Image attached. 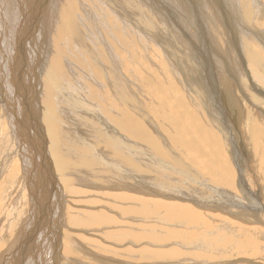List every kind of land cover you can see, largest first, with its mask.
Listing matches in <instances>:
<instances>
[{
	"label": "bare ground",
	"instance_id": "1",
	"mask_svg": "<svg viewBox=\"0 0 264 264\" xmlns=\"http://www.w3.org/2000/svg\"><path fill=\"white\" fill-rule=\"evenodd\" d=\"M163 1H175L173 8L177 10H175L177 13L175 12L176 14H173L172 9H170V15L175 16L172 17L174 19L175 25L176 23H179V25L181 26V23L185 22L186 20H189L190 18L192 19V15L190 12V8L192 6H190L187 1ZM196 1L198 2L199 6H196L195 10H198L200 14L202 13L204 15V17H202V20L200 17V20H204L205 22H207L210 27H207L208 25L206 26L205 23L204 26L207 28V30H209V32L206 31V29H204L206 32L202 29H199V31H201V34H203V31L205 32L204 34L207 35L210 40H214V38L216 39L215 34L217 35V33H219L221 36L225 34V32L228 33L227 39L226 41H224L225 48H223L222 45L220 46L221 40H217V42H219V48H217L216 46V48L212 50V52L215 53V55L213 54L215 61H213V57H208L211 59V61H209L210 59L206 60L207 62H209V64L211 62L213 63V65L215 64V71L217 70L216 75L218 76V81L219 77L225 74V72L227 71H234V75L236 76V78H247V76L245 75L244 67L248 64H253V82L257 87H263L262 89L264 90V74L261 73V70L263 71L261 67H264V55L261 58L260 53L258 55L256 51L252 50L253 45L250 44L254 41V43L256 42V44H258L264 51V45L261 44L264 43L262 33L257 30L256 33L251 32L250 25L255 20L254 24H257V29L264 27V23H262V21L264 20V8L260 9V0H258V2H255L257 4V11L255 10V7H245L244 3H246V1L244 0H228L231 4L228 10L232 9L234 16H236L235 18H239L240 20H242V23H239L240 20L234 19L237 24H240V29H238L239 27H237V30L232 33V36L230 35L228 30L225 31L220 27V22L223 23V20H220V12L223 13L224 11H221L219 9L218 12H216L213 6L211 7V9L213 8L215 12L213 13L212 17H210L211 14L209 15L206 13V8L207 10L208 8H210L209 4L211 2L209 0ZM104 3L107 6L104 5L105 7L103 8L98 0H53L52 4H50V6L54 5L53 8L45 6L46 17H41L40 20H38V17H32L33 22L35 19L38 18V24L40 25V28L37 29L38 31L35 32V35L33 33L34 29H31L30 31L28 30L30 28L29 26L27 31L24 30L25 32H23L24 39L26 40V42L16 47L18 52H20V57L18 55V58H16L18 60V67L14 68V70L18 72V79L16 82L17 94H15V97L13 96L14 100H12L9 105L5 106L4 111L7 113V118H10V122L12 123V125L14 124V127H16L15 130H12L19 137H17L18 139L16 138V140H19L16 145V152L22 155L24 164L26 162V159L30 161L27 162V165H24L23 170L27 171L29 184L33 186L34 189H38L36 195L39 200L41 199V205L39 206V208L41 207V212L38 215L40 217L43 213L45 214H43L42 216V223H40L38 215H35L37 217H34L32 221V224L34 225L35 229L33 228L29 231L31 232L30 237H28L29 239L25 237L26 239H28V241H26L27 244H25L24 246L25 253H21L23 254V258L20 257V259H26L25 264H43L41 257L37 258L40 255L39 251L41 249L39 250L38 245L40 243L37 244V240L35 241V239L37 238L35 237L34 239V235L35 232L36 236L38 234H41L42 232V234H44V238L46 239V233L43 231L46 229V227L45 229L43 227L47 224L49 219V216L46 214V211L49 207L51 208V210L52 207L57 208V206H59V204H61L62 202L59 199V202L54 203V205H52L51 203L49 204L48 190L49 188L63 189V191L65 189L66 193H71L74 195L76 193H85L82 188L74 187L78 184H85L86 186L88 185V187H90L89 185H93L98 190H101V193H103V195H109V193H112L111 195L117 199L116 201L119 202L118 205L112 204V207L116 208L117 212H119L121 216H130L134 219H137L138 224L141 225L140 230H135V228L133 230L129 227H133L134 223H126L128 227H122V229H120L119 231V234H117L118 232H116L114 229L112 230L115 232L112 231L111 233H107L106 236H108L109 238H133L134 240L136 238L138 240H156L157 242H168L167 240H174L177 244H179V246H182L185 249L177 250V246L175 247V249L174 247H172V250L170 251L160 250L159 248V250H156L157 247L156 249L152 250H148L147 248H140L142 249L141 251L136 250L137 252H135V255L138 254L137 256H130L126 258L129 261L135 262L131 259H140V257H142L146 261L154 259L157 262L156 264H170L168 261H170L171 259H175L178 256H185L187 258H185L184 260L190 258L192 261L195 262V264H208L211 260L216 258L217 255H220L219 251L214 252L213 249L217 245H221V236L225 243H229L231 245L232 243H236L238 244V247L249 248L253 253L258 251V248L260 246L258 239L259 237L257 238V235L255 236V234L252 235L254 233L253 230L251 232H247L246 239L237 238L234 234H229L230 230L225 229V227L222 228L223 230L219 229L213 231L212 233H209L210 226L218 227V225L212 223L210 219H207L209 221L208 224L203 221L205 220L203 211L193 207L192 205L186 202L187 199H191V196L183 192V186L180 178L171 175L170 173H168V171L180 172L184 174L186 178L183 179V181L187 184H190V180L194 179L192 175L196 173L198 175V177L195 179L196 182L205 184L215 194H218V198H220V210L224 212L227 211L226 213H230V211L233 214L238 213L239 216H243L242 218H244L245 211H247L245 208L244 211H241L243 208L237 209L238 212H235L233 209L241 205L243 207L244 202L242 203L241 201H238V199L236 198L238 196H235L236 194L233 195L230 192L225 193V191H223L226 189L225 187L233 189V187L237 185V183L234 182L237 173L233 168L232 163L230 162V155L228 156L229 151H226V142L224 140V137L227 134L224 135V132L227 131L224 129L219 131V129H221L224 125L227 124L225 117H228L230 125H232V130L237 135V138L240 141L239 143L243 146V150L248 151L250 155L251 152L253 153V149L257 146L256 145L254 147L252 144V133L256 135H254L256 137L255 140L259 141V133H262L264 135V129H262L259 133L256 132L255 129H253V123L248 120L249 113L246 112L247 109H242L244 108L242 107L244 105H241L243 103H237L236 106V103L233 101V97L235 95L232 93V86H227L226 82L225 84H220L219 82V84L221 85L220 98H225V102L227 104L225 117H223L222 114L218 115L220 119H218L217 116H212L213 114L211 110L217 111L218 108V106H216L217 99L213 94L212 96L209 92L210 86L207 84L209 80L206 78V83L204 79L205 70L202 72L204 76H202L201 74L202 68L200 66L202 65H198V57L191 51V49H188V47L192 43L190 42L191 44L189 43L190 45L188 46L186 41H184L186 39H184L182 33L175 32L171 25L168 27L169 30L167 28V38L165 40H160L158 35V24L161 23L162 17L159 16V12L157 13L153 11L154 5L152 0H105ZM29 4L28 7H30ZM16 9L17 8H15V10ZM39 9L41 8L39 7ZM39 9L35 7L37 14L41 13H38ZM2 10L3 11H1V14H3L5 10H7L6 12H8V9H6V7ZM36 12L35 15L37 16ZM182 13H184V17H181ZM202 14L201 16H203ZM14 15L15 14H13V16ZM8 17L9 16H7V19ZM223 17L228 16L227 14H223ZM1 18L2 20L0 19V30L1 28L3 30L5 27V32V30L7 29L5 24L7 23H3L4 18ZM7 19H5V21ZM15 19L16 17L14 18V20ZM192 21L190 20V24ZM194 21H196V19ZM18 22L20 21L18 20ZM15 23L16 22H14V24ZM164 25L166 26V23H164ZM42 26H44V28H47V33L45 34L47 45L51 42V47L49 48L50 51L48 50L49 55L43 63L45 69L43 68V72L41 73L43 74L44 79L43 77L39 78L42 79L43 89L40 90L41 88L39 87L40 89H38L41 91V93L39 94L40 97H36L35 99L32 97V100L27 99L30 102L28 103V106H26V102H22L21 99H23V95L25 94L26 89L27 91L29 90V86H23V81H26L27 83V80H23L25 75L22 76L21 72L19 71L21 67L27 65V75L31 77L32 73L35 74L36 68L32 66V64H34L32 58L35 57L33 52H29V50H26L23 46H26L29 49L32 48V45H34L33 43L36 41L37 36L39 37L41 34V30L43 28ZM186 26L187 25L185 24V26L183 27ZM12 27L14 28V26ZM192 27H194V25ZM194 28L196 29V27ZM229 29H231V27ZM154 32L156 36H154ZM129 36L131 37V40L129 39ZM224 36L226 38V35ZM208 38L206 39V41L209 40ZM188 40L187 42L191 41V39L189 41ZM251 40L252 42H250ZM152 41L157 42L156 44H159L160 47L162 46L160 51H155V53L157 54L156 57L152 55L153 59L149 50L152 49L151 47L156 46ZM202 41L204 43L205 40ZM133 42L137 44L134 47H132ZM168 42L173 44L174 48H171ZM200 44H202V42ZM209 44L207 46H209ZM179 45L180 48L176 50V47L178 48ZM11 46H14V44ZM41 47L42 46L40 45V48ZM11 51H13V49ZM11 56L12 55L8 57ZM220 58H222V60ZM35 59L39 58L36 57ZM158 61L161 62L159 66L160 68H158ZM125 63L127 65L130 64L134 68V70L129 73L130 75H128L132 77V81L134 80L133 78H135V82H132L130 79L127 78V75L125 73ZM206 65L208 64L206 63ZM10 69L8 59H0V75H3V78L0 81L3 84L2 91L3 93H5V95H10L11 97L12 93H9L8 89L13 84H9L10 86L7 85V80L4 77L8 76ZM179 74L184 77L183 82L182 79L180 80ZM78 76H80V78ZM69 78L77 79L80 81L81 78L84 79V81L86 80V83L88 84V89L82 90L78 88L80 84H78V86L75 85V87L71 86L72 93L70 91L68 93L65 92L66 94L64 93V96L59 97L62 99L60 101L57 96V89L61 86L59 83L61 82L62 84V81H66L67 85L69 84L70 86L72 85V82L71 80H68ZM12 81L14 82V80ZM36 82L38 83V81ZM243 88H245V86ZM67 89H69V87ZM246 90L248 89L246 88ZM15 91L13 89V94ZM259 92H261V94L256 93L255 95H252V97L256 102H264V91ZM201 93L208 94L209 99L213 101L215 105L208 104L205 107L201 105L202 103H198L196 100L200 98ZM65 98H69V100H65ZM200 100L202 101V99H199V102ZM195 101L197 104L195 103ZM31 102H35L37 105L30 107ZM86 103L90 105V108H87ZM208 106H210V109L208 108ZM92 108L94 109V113ZM27 112L29 115H26ZM21 118L23 119L22 124H20ZM249 119H251V117ZM85 128L86 130H84ZM151 128L155 129V132H153ZM90 133L91 135H93V137L90 136ZM163 134L165 137L163 136ZM126 135H129L132 138V141L134 140L135 143L138 145V149L134 153H129L127 150L128 147L126 145V139L130 138ZM25 137L31 142L29 143V145L24 143L26 142L24 141ZM86 137H89L90 139L92 138L94 144L92 143L91 146L85 145L86 143L84 142V139ZM34 140L37 143V147L33 143ZM136 141L141 142L143 144H139ZM232 141L234 140L232 139ZM170 146L172 147V149ZM257 147L259 148V146ZM88 148L89 152L93 149L95 151L98 150L100 154H98L97 152L88 153ZM13 150L15 151V149ZM39 150L41 152H39ZM257 151H255V153ZM15 155H12V157L14 158ZM156 156L159 158L160 162L154 161ZM260 156L258 157L260 158ZM111 160L114 162L118 161L125 165L137 167L142 171L143 175H146L147 171L153 170L151 173H149V176L158 173L160 176H163L164 180L161 183L158 181V184L152 187H148L146 189V192H138L137 190H135V188H132L128 183L118 177L119 169L117 165L114 166L116 170L114 175L117 176V180L113 181L111 179L113 170L111 166ZM142 160H145L147 162H144ZM261 161L264 160L261 159ZM9 163L10 160L8 159L4 161L3 166H0L4 168L5 166L9 165ZM147 164L149 166H147ZM77 169H79L81 173ZM260 172L261 171H259V173ZM261 176H264V173L258 176V180ZM260 180L262 179L260 178ZM115 187H119L122 192L114 193L113 189ZM260 187H262L260 190H262L263 193L261 194L263 195L264 184ZM243 193L244 195H246L245 190H243ZM252 194L251 196H248V198H251L250 200L252 201L253 206L255 207V209H257L255 211L260 212V210H262V207L260 206L258 196H254ZM160 196L167 197L166 199H163ZM181 200H184V202H182ZM125 201H127L125 203L127 205H123ZM93 202H91V200L89 201V203L91 204ZM198 203L199 205H204L203 202ZM257 214L259 213H256V215ZM211 217L213 218V220H218L217 217ZM115 219V217L109 216V214L107 215L105 211H82L81 213L79 212L78 214H76V216H73L70 222L77 226H89L102 223H117ZM27 220L29 222V219ZM54 221H57L56 227L58 228L61 222L64 223L62 216H60L59 219L54 218ZM223 222L224 221H222V223ZM203 223H205V226ZM229 223H232V221ZM176 225L182 226L184 229L180 230L178 227L176 228ZM134 227H138V225L136 224V226ZM59 230L57 232H59ZM53 231L55 230L53 229ZM65 234L66 236L64 238ZM62 235L65 239L64 241H62L63 246H66L63 248L64 252H62L61 255L62 261L64 260L65 262H70L68 264H71L72 262H75L77 264L96 263H89L85 259L90 256H96L100 252L98 254H95L94 252H90L91 249H89V251L85 250L82 244V246H80L79 241H77L79 242L78 244L73 242L72 237L68 235L67 231L63 230ZM59 236L57 234V237L55 239H57ZM116 236H119V238H117ZM22 240L24 239L22 238ZM195 240H197L199 248H188L189 244H193L192 241ZM60 243L61 242L55 240L54 244L52 245L55 247L56 252H58V254L60 253V250L63 247L62 243ZM143 243L145 242L143 241ZM120 245H122V243ZM134 250L135 249H133V252ZM13 251L14 249L12 250V252ZM108 251H105L106 254L108 253ZM248 251L249 250H247V252ZM20 252H22V250ZM31 254L32 260L28 261V258ZM59 255L56 256L60 258ZM79 255L84 257L82 258ZM52 256L49 257L52 258ZM85 256L87 257L85 258ZM92 260L95 259L93 258ZM57 261L59 262V259Z\"/></svg>",
	"mask_w": 264,
	"mask_h": 264
},
{
	"label": "rangeland",
	"instance_id": "2",
	"mask_svg": "<svg viewBox=\"0 0 264 264\" xmlns=\"http://www.w3.org/2000/svg\"><path fill=\"white\" fill-rule=\"evenodd\" d=\"M1 0V5L0 7L2 9H8V12H6L7 10H5V12L3 14H1L3 11L1 8L0 10V19L2 20L1 17L4 18V22L3 23H7L5 24L7 29L5 30L8 31V32H4V29L2 30L1 28V32H0V59L4 58V59H8V64H9V74L8 76H4L6 78V83H8L7 85L9 84H13L15 86H11L9 87L8 89V92L9 93H12L11 94V97L10 95H5V93H3L2 91V83L0 82V165L3 166L4 164V161L6 160H10V163L9 165L3 167L0 166V264H25V261L26 259H20L23 258L22 255L25 253V244H27L26 241H28V237H30V234L31 232H29L30 230H32L33 228L35 229L34 225L32 224V221L34 219V217H37L35 215H38L40 214L41 210L39 208V206L41 205V202L40 200L37 198V188L34 189L33 186H31L29 184V181H28V175H27V171H24V165H27V162H30L28 161V159H26L25 161V164L23 163V159H22V155L19 154L18 152H16V149H17V143L19 140H16V138L18 137L17 134L14 133L13 130H15L16 127H14V124L12 125V123L10 122V118H7L8 116L6 115L7 113L4 111L5 110V106L6 105H9L10 102H12V100H14L13 96L15 97V94H17V89H16V82H17V79H18V72H16V70H14V68L18 67V60L16 58H18V55L20 57V52H18L17 50V46L18 45H22V43L26 42V40L24 39V34L23 32L27 31L28 29L29 31L32 29H34L33 33L35 35V32H37L38 28H40V25L38 24V20H40L41 17H46V7H51L53 8V6H50V4H52L53 0ZM50 1V2H49ZM102 7L104 8L105 6H107L104 2L105 0H98ZM153 1V11L154 12H159V16L162 17L161 19V23L158 24V28H159V38L160 40H165L167 38V28L171 25L173 30L175 32H181L182 35L184 36V41H186V43L188 44V49H191V51L198 57L197 58V61H198V65H202L200 66L202 68V71H201V74L202 76H204L205 74V81L208 79L209 82L206 83L211 87V90H210V87H209V92L210 94L214 95L217 99V102H216V106H218L217 108V111H213L211 110L212 112V116H217L218 119H220L218 117V115H223V117H225V114H226V102H225V98L221 99L220 98V90H221V85L220 84H227V86H232V93L235 95L234 98L233 97V101L236 103V106H237V103H243L241 105H244L242 107V109H247V113L248 114V120L253 123V129L256 130V132H260L262 129H264V102H256L254 101L252 95H255L256 93H259L261 94V92L259 91H264L261 87V86H256L253 82V70H254V66L253 64L250 65L248 64L247 66L244 67L245 69V75L247 76L244 77L243 79L241 78H236V76L234 75V71L233 72H230V71H227L225 72V74L221 75L219 77V81H218V76L216 75L217 74V70L215 71L216 67H215V64L213 65V63L211 62L209 64V62H207L206 60H209L210 58L208 57H213V54L215 55V53L212 52L213 49L216 48H219V42L220 41V46L222 45L223 48H225V42L226 39H227V35L228 33L225 32V34L221 35L219 33H217V35L215 34L216 36V39L214 38V40H210L207 35H205L204 33L206 31L209 32V30H207V28L204 26L205 23H206V26L208 25L207 22H205L204 20L201 21L204 17L201 16V14L198 12V10L196 11L195 8L196 6H199L198 5V2L196 0H185L187 1V3L192 6L190 8V12H191V15H192V19L190 18L189 20H186L185 22L181 23V26L179 25V23L175 25V22H174V19L172 17H175V16H171L170 15V9H172L173 11V14H176L177 10L173 8V5L175 3V1H161V0H157L158 1V4H157V1ZM161 1V2H160ZM211 3L209 4V7L208 10L206 8V13L207 14H211L210 17H212L213 13L216 11L218 12V10L220 9L221 11H224L223 13L220 12V20L222 19L223 20V23L220 22V27L221 29L225 30V31H229L230 35L232 36V33L234 31H236L237 27H239L238 29H240V24H237L235 22L236 19L240 20L239 18H235L236 16H234L233 14V11L232 9L228 10L230 8V2L228 0H209ZM246 1L245 4V7H255V10L257 11V8H256V3L255 2H258V0H244ZM247 1H248V4H247ZM251 1V2H250ZM6 2V3H4ZM197 2V3H196ZM215 2V3H214ZM259 5H260V9L264 8V0H260L259 1ZM26 3V4H25ZM30 3V4H29ZM37 3V4H36ZM17 6H16V5ZM28 4L30 7H28ZM255 4V5H253ZM4 5V6H3ZM34 5V6H33ZM41 5V6H40ZM105 5V6H104ZM163 5V6H162ZM22 6V7H21ZM32 6V8H31ZM42 9H39V7ZM46 6V7H45ZM195 6V7H194ZM214 6V7H213ZM216 6V7H215ZM34 7V8H33ZM35 7H37L39 9L38 13L36 12L35 10ZM211 7L215 8V11L213 10V8L211 9ZM11 8V9H10ZM14 8V9H13ZM15 8H17L15 10ZM45 8V9H44ZM32 11H31V10ZM155 9V10H154ZM192 9V10H191ZM13 10V11H11ZM41 10V11H40ZM176 10V11H175ZM10 11V12H9ZM18 11V12H17ZM31 11V12H30ZM255 11V12H256ZM34 12V13H32ZM35 12L37 14V16L35 15ZM176 12V13H175ZM210 12V13H208ZM227 12V13H226ZM164 13V14H163ZM13 14H15L13 16ZM21 14V15H20ZM45 14V15H44ZM223 14H227L228 17H223ZM5 15V16H4ZM8 19H7V16ZM17 15V16H16ZM44 15V16H43ZM167 17H166V16ZM12 16V17H11ZM165 16V17H164ZM16 17L15 21L14 18ZM21 17V18H19ZM32 17H38L37 19L34 20L33 22V19ZM157 17V16H156ZM181 17H184V13H182V16ZM196 21H194L195 19ZM197 17V18H196ZM200 17H201V20H200ZM231 17V18H230ZM165 20H164V19ZM256 18V17H255ZM254 18V19H255ZM5 19H7L5 21ZM30 19V20H29ZM32 19V20H31ZM235 19V20H234ZM0 20V21H1ZM12 20V21H11ZM18 20L20 22H18ZM23 20V21H22ZM130 20V19H128ZM190 20L192 21L191 24H190ZM16 22L14 24V22ZM264 21V20H263ZM262 21V23H264ZM42 22H43V18H42ZM196 24H195V23ZM255 22V20H254ZM254 22H252L250 25H251V32L253 33H256L257 31H259L260 33H262L263 37L264 38V27L263 28H258L257 29V24H254ZM10 23V24H9ZM20 23V24H19ZM35 23V24H33ZM163 23V24H162ZM164 23H166V26L164 25ZM194 23V24H193ZM198 23V25H197ZM204 23V24H203ZM239 23H242V20L239 21ZM185 24L187 25L186 27H183L185 26ZM14 26V28L12 26ZM179 25V26H178ZM183 25V26H182ZM194 25V27H196V29L194 27H192ZM197 25V26H195ZM200 25V26H199ZM203 25V26H202ZM239 25V26H238ZM21 26V27H19ZM35 26V27H34ZM39 26V27H38ZM178 26V27H176ZM257 26V27H256ZM42 30H41V34L40 36L36 38V41L33 43L34 45H32V48H27L26 46H23L26 50H29V52H33L34 56L32 59H33V62L34 64H32L33 67L36 68V71H35V74L32 73L31 77H29L27 74H28V71L26 69L27 65H24L23 67L20 68V71L22 76L25 75L24 79L23 80H27V83L26 81H23V86H29V92L25 91V94L23 95V99H21L22 102H26L25 105L28 106V103L30 101L28 100H32L31 98L33 97L34 99L37 97H40V93L43 89V84H42V79H39V78H42L44 79V76L43 74H41L43 72V68H44V65L43 63L45 62L47 56L49 55V51H50V47H51V42L47 45L46 43V36L45 34L47 33V28H44V26H42ZM200 27V28H199ZM209 27V25L207 26ZM223 27V28H222ZM231 27V29H229ZM185 30H184V29ZM189 28V30H188ZM210 28V27H209ZM22 29V30H21ZM46 29V30H45ZM199 29L201 30H204L206 29L205 32L202 31L203 34H201V31H199ZM261 29V30H260ZM14 30V31H13ZM25 30V31H24ZM169 30V28H168ZM180 30V31H178ZM191 30V31H190ZM257 30V31H256ZM9 33V34H7ZM190 33V34H189ZM155 34V32L153 33ZM186 34V35H184ZM200 34V35H198ZM196 35V36H194ZM204 35V37H203ZM226 35V38L225 36ZM10 36V37H8ZM156 36V34L154 35ZM199 36V37H198ZM219 38H218V37ZM224 36V37H223ZM18 37V38H17ZM192 37V38H191ZM197 37V38H196ZM204 39H203V38ZM17 38V39H16ZM200 38V40H199ZM209 39L206 41V39ZM221 38V39H220ZM129 39L131 40V37L129 36ZM178 39V37H177ZM191 39V41L189 40ZM194 41H193V40ZM199 40V43H198V40ZM223 39V40H222ZM187 40L189 42H187ZM202 40H205L204 43ZM10 41V42H9ZM15 41V43H14ZM216 41V42H214ZM260 41V40H258ZM42 42V43H41ZM156 47H151L152 49L149 50L150 51V54L151 56L153 55L154 57H156V53L155 51H160L161 47L159 44H156L157 42L155 41H152ZM191 42V43H190ZM202 42V44H200ZM209 46H207L208 44ZM214 42V43H212ZM223 42V43H222ZM252 42V40L250 41ZM159 43V42H158ZM190 43V44H189ZM14 46H11L13 45ZM169 46L171 48H174L173 44L169 43ZM204 44V45H203ZM218 44V45H217ZM253 45V49L254 51H256L259 55L260 53V57L262 58V56L264 55V51L262 50V48L256 44V42L254 43V41L252 43H250ZM262 45H264V43H261ZM40 45L42 46L40 48ZM47 45V46H46ZM137 44H135V42H133L132 44V47L136 46ZM201 45V46H200ZM251 45V46H252ZM258 47V48H256ZM214 46V47H213ZM6 47V48H5ZM31 47V46H30ZM47 47V48H46ZM182 47V46H181ZM206 47V48H205ZM212 49H211V48ZM233 47V46H232ZM155 48V49H154ZM180 48V45L178 46V48L176 47V50ZM185 48V46H184ZM13 49V51H11ZM32 49V50H31ZM260 49V50H259ZM10 50V51H9ZM44 50V51H43ZM46 50V51H45ZM49 50V51H48ZM16 51V52H15ZM48 51V52H47ZM206 51V52H205ZM11 52V53H9ZM38 54H37V53ZM119 52V51H118ZM204 54H203V53ZM211 55H210V53ZM9 54V55H8ZM32 54V55H33ZM40 54V55H39ZM47 54V55H46ZM206 54V55H205ZM262 54V55H261ZM2 55V56H1ZM12 55L11 57H8ZM43 55V56H42ZM41 56V57H40ZM153 56H152V59H153ZM207 56V57H206ZM235 56V54H234ZM13 57V58H12ZM36 57H38L39 59H35ZM264 57V56H263ZM42 58V60H41ZM205 58V59H204ZM214 58V57H213ZM13 59V60H12ZM16 59V61H15ZM157 59V58H156ZM222 60V58H220ZM35 60V61H34ZM37 60V62H36ZM40 60V61H38ZM158 60V59H157ZM202 63H201V62ZM211 61V59L209 60ZM215 61V58L214 60ZM10 62V63H9ZM36 62V63H35ZM159 62V65H158V68H160V61ZM204 62V63H203ZM13 63V64H12ZM201 63V64H200ZM206 63L208 65H206ZM37 64V65H36ZM13 67H12V66ZM17 65V66H16ZM38 66V67H36ZM125 73L127 75V78L130 79L132 81V77H130L129 73H131L134 68L129 64L127 65L125 63ZM205 66H206V69H205ZM249 66V68H248ZM251 66V67H250ZM5 67V66H4ZM123 67V65H122ZM208 67V68H207ZM247 67V68H246ZM130 71H129V69ZM204 68V69H203ZM225 68V67H224ZM251 68V69H250ZM260 68V67H258ZM263 69V71L261 70V73L264 74V67H261ZM33 69V68H32ZM31 69V71H32ZM45 69V68H44ZM208 69V70H207ZM227 69V68H226ZM253 69V70H252ZM13 70V71H12ZM26 70V71H25ZM205 70V71H204ZM211 70V71H210ZM24 73H23V72ZM129 71V72H128ZM205 72L204 74L202 72ZM214 71V72H213ZM247 71V72H246ZM14 73V74H12ZM26 73V74H25ZM37 73V75H36ZM215 73V74H214ZM227 73V74H226ZM40 74V75H39ZM129 74V75H128ZM200 74V75H201ZM180 75V74H179ZM209 75V76H208ZM214 75V76H213ZM3 75H0V81L1 79L3 78L2 77ZM129 76V77H128ZM201 76V77H202ZM213 76V77H212ZM228 76V77H226ZM14 77V78H13ZM80 78V76H78ZM179 77V76H178ZM183 76L180 75V80L182 79V82L184 81V77L182 78ZM213 79H212V78ZM215 77V78H214ZM37 78V79H36ZM207 78V79H206ZM16 79V80H15ZM29 79V81H28ZM40 81H39V80ZM134 82L136 81L135 78H133ZM227 79V80H226ZM14 80V82L12 81ZM68 80H71L72 82V85L69 86V84L67 85V82L66 81H62V84L61 82L59 83L61 86L57 89V96L58 98L59 97H62L64 96L66 93H68L69 91L72 93L71 89L73 87H75V85L78 86V84H80L78 86V88L80 89H88V84L86 83L87 81L84 79L81 78V81L80 80H77V79H73V78H69ZM78 83H77V81ZM214 80V81H212ZM229 80V81H228ZM10 81V83H9ZM38 81V83L36 82ZM132 81V82H133ZM212 81V82H210ZM248 83H247V82ZM220 82V84H219ZM241 82V83H239ZM36 83V84H35ZM87 85H86V84ZM5 84V82H4ZM26 84V85H25ZM34 84V85H33ZM85 84V85H84ZM246 84V85H245ZM248 84V85H247ZM39 85V86H38ZM42 85V86H40ZM63 85V86H62ZM245 88H243L244 86ZM10 86V85H9ZM19 86V85H18ZM35 86V87H34ZM67 86V87H66ZM226 86V87H227ZM41 89H40V88ZM62 87V88H61ZM69 87V89H67ZM213 87V88H212ZM40 90H39V89ZM64 88V89H63ZM243 88V89H242ZM246 88L248 90H246ZM259 90H257V89ZM13 89H14V94H13ZM32 89V90H31ZM214 89V90H213ZM5 90V89H4ZM40 92H39V91ZM213 90V92H212ZM37 91V92H35ZM66 92V93H65ZM111 92V91H110ZM205 92V91H204ZM65 93V94H64ZM214 93H217V94H214ZM145 94V93H144ZM26 95V96H25ZM28 95V96H27ZM36 95V96H35ZM205 95V96H204ZM212 95V96H213ZM264 95V94H263ZM202 96V97H201ZM201 96L199 99H202V101L200 100L199 102V99L196 100L198 103H202L201 105L205 106L208 105V104H212V105H215L213 101H211L208 97V94L206 93H201ZM10 97V98H8ZM30 97V99H29ZM143 97V96H142ZM145 97V96H144ZM238 98V99H237ZM28 99V100H27ZM69 100V98H65V100ZM11 100V101H10ZM24 100V101H23ZM27 100V101H26ZM59 100L61 101L62 99L59 98ZM204 100V101H203ZM208 100V101H206ZM195 101V103H196ZM264 101V100H263ZM204 102V103H203ZM206 102V103H205ZM229 102V101H228ZM32 103V104H31ZM30 103V107L31 106H36L37 104L35 102H31ZM197 104V103H196ZM247 107H246V106ZM4 106V107H3ZM86 106L87 108H90V105L88 103H86ZM210 106H208L209 108ZM210 109V108H209ZM212 109V108H211ZM87 110V109H86ZM93 110V113H94V109L92 108ZM2 111V112H1ZM20 111V109H19ZM5 114V115H4ZM26 115H29L28 112L26 113ZM251 115V116H250ZM253 115V116H252ZM221 117V116H220ZM251 117V119H249ZM9 120V121H8ZM209 120V119H208ZM225 120L227 121V124L224 125L221 129H219V131H221L222 129L226 130L227 132H224V135H226L224 137V140L226 142V151H229L228 153V156L230 158V162L232 163V166L233 168L235 169L236 171V178H235V181L237 183V185H235L233 187V189H230L228 187H225L226 189L223 190L225 191V193H232L233 195L235 196H238L236 197L238 199V201H241L242 203L244 202V205L242 207L239 206L237 208H233L235 212H238L237 209H242L241 211H244V208L248 211H245V217L242 218L243 216H239L238 213L236 214H233L231 211L230 213H226L227 211H222L220 210V198H218V194H215L212 190H210L205 184H201V183H198L195 181V179L198 177V175L195 173L194 175H192V177H194L193 180H190V184H187L183 181V179L186 178V176L180 172H171V171H168V173H170L171 175L175 176V177H178L180 178L181 180V183H182V189H183V192H185L187 195L191 196V199H187L186 202L190 205H192L193 207L199 209V210H202L203 211V215H204V219L203 220L205 223L208 224V220L207 219H210V221H212V223L214 224H217L218 227H213V226H210V231L209 233L215 231V230H223L222 228L225 227V229H228L230 230L229 231V234H234L237 238H244L246 239V236H247V232H251L253 230V234H255V236L257 235V238L259 239V243H260V246L258 248V251L256 252H252L249 248H241V247H238L236 243H232L229 244V243H225L224 240L222 239V236L220 238V243L221 245H217L216 247H214L213 251L216 252V251H219L220 252V255H217L216 258H214L213 260H211L208 264H264V194L262 195L261 193L262 190H260L262 187L260 186H263L264 182V176H261L260 178L262 180H258V176L260 174H263L264 173V164L263 162L264 161H261L264 160V135L262 133H259V141L255 140L256 139V135L252 133V144L253 146L255 147L256 145L259 146V148L256 146L253 150V153L251 152V155L248 151H245L243 150V146L239 143L240 141L238 140L237 138V135L235 134V132L232 130V125H230V122H229V119L228 117L226 118L225 117ZM22 121L23 119L21 118L20 119V124H22ZM155 122V121H154ZM215 123V122H214ZM255 123V124H254ZM11 124V125H10ZM231 126V127H230ZM259 128H258V127ZM13 127V128H12ZM30 127V126H29ZM261 128V129H260ZM13 129V130H12ZM153 132H155V129L151 128ZM86 130V128L84 129ZM231 132V133H230ZM156 134V133H155ZM255 135V136H254ZM90 136L93 137V135H91L90 133ZM128 136L130 139H126V145L128 147V152L129 153H134L137 149H138V145L135 143V141L133 140L132 141V138L129 136V135H126ZM164 136V134H163ZM162 136V137H163ZM14 137V138H13ZM165 137V136H164ZM163 137V138H164ZM255 137V138H254ZM262 137V138H261ZM19 138V137H18ZM17 138V139H18ZM261 138V139H260ZM232 139L235 141H232ZM4 140V141H3ZM14 140V141H13ZM42 140V139H41ZM85 141V145H92V143L94 144V142L92 141L93 139L91 138H85L84 139ZM262 140V141H260ZM13 141V142H12ZM26 141V142H24ZM23 142L28 144L31 143L28 139H26L25 137V140ZM237 141V142H236ZM138 142V141H136ZM253 142H256V143H253ZM33 143L35 144L36 146V142L35 140L33 141ZM139 144H143L141 142H138ZM259 143V144H258ZM15 144V145H14ZM234 144V145H233ZM10 146V147H9ZM13 146H16V147H13ZM13 147V148H12ZM37 147V146H36ZM171 147V146H170ZM240 147V148H239ZM23 148V147H22ZM93 148V147H91ZM101 148V147H100ZM237 148V149H236ZM15 149V151L13 150ZM41 149V148H40ZM98 149V148H97ZM172 149V147H171ZM259 149V150H258ZM23 150V149H22ZM234 150V151H233ZM258 150V151H257ZM11 151V152H10ZM236 151V152H235ZM241 151V152H239ZM255 151H257L255 153ZM39 152H41L39 150ZM88 153H95L97 152L98 154H100L98 152V150H91L89 152V148L87 150ZM235 152V153H234ZM238 152V154H237ZM231 153V154H230ZM16 154V155H15ZM257 156H256V155ZM259 154V155H258ZM12 155H15V157L13 158ZM20 155V156H19ZM232 155V156H231ZM235 155V156H234ZM262 155V156H260ZM237 156V157H236ZM260 156V158L258 157ZM236 157V158H235ZM258 157V158H257ZM233 158V159H232ZM235 158V159H234ZM13 162H12V161ZM16 160V161H15ZM144 162H147L145 160H142ZM154 161H158L160 162L159 158L156 156ZM241 162V163H240ZM2 163V164H1ZM238 163V164H237ZM250 164V165H249ZM261 164V165H260ZM115 165L118 166V177H120L123 181H125L126 183H128L132 188H135V190H137L138 192H146V189L148 187H152L156 184H158V181L161 183L164 178L163 176H160L158 173L156 174H152L151 176H149V173H151L153 170H150V171H147V174L146 175H143L142 171L137 168V167H134V166H129V165H125V164H122L120 162H114L111 160V166H112V175H111V179L113 181L117 180V176H115ZM147 166H149L147 164ZM240 166V167H239ZM239 167V168H238ZM246 168V170H245ZM7 170V171H6ZM20 170V171H19ZM79 170V169H77ZM241 170V171H240ZM24 171V172H23ZM259 171H261L259 173ZM80 172V170H79ZM241 172V173H240ZM4 173V174H3ZM14 173V174H13ZM81 173V172H80ZM11 174V175H10ZM247 175V176H246ZM27 178H26V177ZM246 177V178H245ZM13 179V180H12ZM244 179V181H243ZM27 183H25V182ZM243 181V183H242ZM241 182V183H239ZM245 182V183H244ZM209 183V182H208ZM2 184V185H1ZM7 184V185H6ZM17 184V185H16ZM24 184V185H23ZM242 184V185H241ZM261 184V185H260ZM75 185V184H74ZM73 185V186H74ZM245 187H244V186ZM260 185V186H259ZM10 186V187H9ZM58 186H61V185H58ZM90 187H88V185L86 186L85 184H78V185H75L74 187H77V188H82V190L85 192V193H76L75 195L74 194H71V193H66L65 189L63 191V189H54V188H49L48 190V201H49V204L51 203L52 205H54V203H57L59 202V199L61 202V204H59V206H57V208H54L52 207V210L51 208L49 207L48 210L46 211V214L49 216V219H48V222L46 225H50L49 227L44 225V229L46 227L45 230H43L45 233H46V239L44 238V234H38L36 236V232H35V235H34V239L35 237L37 239H35V241L37 242L38 245V248L39 250V256L37 258H40L41 257V260L43 261V264H68L70 262H65L64 260L62 261L61 260V255H62V252H64L63 248L66 247V246H63V243L62 241H64L65 239V236L66 234L64 235V238H63V235H62V231H67L68 235L70 237H72L73 239V242L78 244H80V246H84V249L85 250H90V252H94L95 254H99L96 255V256H90L88 258H86L87 256H85V260L88 261L89 263H94L96 262L95 264H156L157 262L154 260V259H151V260H144V258L140 257V259L138 258H133L131 260H134L135 262H132V261H129L127 260L126 258L127 257H130V256H137L138 254L135 255V252L137 251H141L142 249H148V250H152V249H157L156 250H164V251H170L172 250V247H176L177 250L181 249L183 250L184 248L182 246H179V244L176 243V241H172V240H167L168 242H157L156 240L154 241H150V240H147V239H136L135 240L133 238H130V239H120L119 236H116L117 238L119 239H116V238H109L107 235V233H111L114 229L116 232H118L117 234H119V231L120 229H122V227H128L126 225V223H134L133 224H130V225H133V227H129L130 229H133L135 228V230L137 229H141V225L138 224V220L137 219H134L130 216H121L119 212H117V209L116 208H113L112 207V204L114 205H118L119 202L116 201L117 199L114 198L111 194L112 193H109L106 194V195H103V193H101L102 191L101 190H98L96 187H94L93 185H89ZM93 186V188H92ZM22 187V188H21ZM36 187V186H35ZM87 187V189H86ZM243 187V188H242ZM30 188V189H29ZM237 188V189H236ZM27 190V191H26ZM90 190V191H89ZM114 193H120L122 192L120 190L119 187H115L114 189ZM234 190V191H233ZM240 190V191H239ZM243 190L246 191V195H244L243 193ZM253 190V191H252ZM25 191V192H24ZM29 191V192H28ZM51 191V192H50ZM261 191V192H260ZM90 192V193H89ZM260 192V193H259ZM11 193V194H10ZM51 193V194H50ZM253 193V194H252ZM60 197H59V195ZM69 194V195H68ZM242 194V195H241ZM254 195V196H258V200L260 201V206L262 207V210H260V212L258 211H255L257 209H255V207L253 206V203L252 201L250 200L251 198L248 196H251ZM103 195V196H102ZM34 196V197H33ZM55 197V198H54ZM105 197V198H103ZM151 197V195H150ZM154 197V196H152ZM162 197V196H160ZM167 196H164L162 197L163 199H166ZM240 197V198H239ZM244 197V199H243ZM35 198V199H34ZM51 198V199H50ZM263 198V200H262ZM87 201H86V200ZM36 200V201H35ZM51 200V201H50ZM55 200V201H54ZM91 200V202H94L91 204L89 203V201ZM80 201V202H79ZM114 201V202H113ZM182 202H184V200H181ZM13 202V203H12ZM35 202H38V203H35ZM127 201H125L123 203V205H127L125 204ZM198 202H203L204 205H199ZM5 203V204H4ZM34 203V204H33ZM68 203V204H67ZM81 203V204H80ZM84 203V204H82ZM89 203V204H88ZM104 203V204H103ZM37 204V205H36ZM5 205V206H4ZM56 205V204H55ZM8 206V207H7ZM14 206V208H13ZM70 206V207H69ZM100 206V207H99ZM10 207V208H9ZM34 207V208H33ZM87 207V208H85ZM89 207V208H88ZM109 207V208H108ZM252 207V208H251ZM68 208V209H67ZM70 208V209H69ZM73 208V209H72ZM85 208V209H84ZM101 208V209H100ZM114 210H113V209ZM16 209V210H15ZM29 209V210H28ZM55 209V210H54ZM78 209V210H77ZM83 209V210H82ZM107 209V210H106ZM252 209V210H251ZM254 209V210H253ZM37 210V211H36ZM116 210V211H115ZM35 213H34V212ZM98 212V211H105V213L109 216H113L115 217V221L117 223H102V224H96V225H74L72 224L70 221L72 219L73 216H76V214H78L79 212ZM240 211V212H241ZM10 212V213H9ZM33 212V213H32ZM38 212V213H37ZM108 212V213H107ZM112 212V213H111ZM24 213V214H23ZM58 213V214H57ZM61 213V214H59ZM73 213V214H72ZM76 213V214H75ZM116 213V215H115ZM251 213V214H250ZM255 213V214H254ZM256 213H259L256 215ZM44 214V213H43ZM43 214L39 217V220H40V223H42V219H43ZM71 214V215H70ZM112 214V215H111ZM10 215V216H9ZM45 215V214H44ZM59 215V216H58ZM73 215V216H72ZM21 216V217H20ZM27 216V217H26ZM56 216V217H55ZM62 216V219L64 221L61 222L59 224V228L56 227L57 225V221H54V218H58ZM217 217L218 220H213V218L211 217ZM4 217V218H3ZM219 217H220V220H219ZM3 218V219H2ZM69 218V220H68ZM127 218V219H125ZM130 218V219H128ZM132 218V219H131ZM225 220H224V219ZM29 219V222L28 220ZM31 219V220H30ZM119 219V220H118ZM134 219V221H133ZM223 219V220H222ZM233 219V220H232ZM247 221H246V220ZM251 221H249V220ZM5 220V221H4ZM23 220V221H22ZM127 220V221H126ZM2 221V222H1ZM141 221V219H140ZM139 221V222H140ZM222 221H226L225 223ZM232 223H229L231 222ZM52 222V223H51ZM123 222V223H121ZM250 222V223H249ZM252 222V223H251ZM255 222V223H254ZM9 223V224H8ZM30 223V224H28ZM50 223V224H49ZM70 223V224H69ZM119 223V224H118ZM138 225V227H134L136 226V224ZM205 223L204 226H205ZM63 224V225H62ZM72 224V225H71ZM109 224V225H108ZM228 224V225H227ZM231 224V225H230ZM52 225V226H51ZM105 225V226H103ZM122 225V226H121ZM221 225V226H220ZM228 227H227V226ZM3 226V227H2ZM15 226V227H14ZM17 226V227H16ZM28 226V227H27ZM99 226V227H98ZM103 226V227H102ZM108 226V228H107ZM232 226V227H230ZM48 227V228H47ZM52 227V228H51ZM77 227V228H76ZM102 227V228H101ZM179 228L180 230L184 229L182 226H177L176 225V228ZM181 227V228H180ZM248 227V228H247ZM25 228V230H24ZM28 228V229H27ZM30 228V229H29ZM58 228V229H57ZM61 228V229H60ZM101 228V229H100ZM107 230H106V229ZM111 228V229H110ZM235 228V229H234ZM53 229L55 231H53ZM60 229V230H59ZM78 229V230H77ZM87 229V231H86ZM105 229V230H103ZM255 229V230H254ZM259 229V230H258ZM41 230V229H40ZM39 230V231H40ZM49 230V231H48ZM59 230V232H57ZM70 230V231H69ZM76 232H74V231ZM109 230V231H108ZM101 231V232H100ZM113 231V232H115ZM51 232V233H50ZM73 232V233H72ZM138 232V231H136ZM59 233H60V236H59ZM73 235H72V234ZM209 233H208V236H209ZM257 233V234H256ZM3 234V235H2ZM27 234V236H26ZM55 236H54V235ZM57 234H58V238L55 239L57 237ZM259 234V236H258ZM22 235V236H21ZM81 235V236H80ZM116 235V234H115ZM215 235V234H214ZM43 236V237H42ZM48 236V237H47ZM2 237V238H1ZM28 239H26V238ZM22 238L24 240H22ZM53 238V239H52ZM44 239V240H43ZM9 240V241H8ZM13 240V241H12ZM57 240L58 242H61L62 243V249L60 250V255L58 254V252H56V249L54 246H52L54 244V241ZM76 240V242H75ZM116 240V241H115ZM24 241V242H23ZM79 241V242H77ZM132 241V242H131ZM143 241L145 243H143ZM172 241V242H171ZM127 242V243H126ZM149 242V243H148ZM16 243V245H15ZM19 243V244H18ZM51 243V244H50ZM60 243V244H61ZM122 243V245H120ZM141 243V244H140ZM160 243V244H159ZM172 245H171V244ZM173 243H176V244H173ZM193 244H189L188 248L190 247V249L192 248H199V245L197 244V240L195 241H192ZM6 244V245H5ZM59 244V245H60ZM82 244V245H81ZM153 244V245H152ZM18 245V246H17ZM23 245V246H22ZM160 245V246H159ZM231 245V246H230ZM17 246V247H16ZM47 246V247H46ZM101 246V247H100ZM107 246V248H106ZM154 246V247H153ZM165 246V247H163ZM13 247V248H11ZM16 247V248H15ZM68 247V246H67ZM103 247V249H102ZM152 247V248H151ZM164 249H163V248ZM171 247V248H169ZM236 247V248H235ZM11 248V249H10ZM18 248V249H17ZM22 248V249H21ZM106 248V249H105ZM123 248V249H122ZM131 248V249H130ZM142 248V249H140ZM159 248V249H158ZM167 250H166V249ZM217 248V249H216ZM14 249V251L12 252V250ZM20 249V250H19ZM24 249V251H23ZM58 249V248H57ZM98 249V250H97ZM100 249V250H99ZM133 249L134 252H133ZM227 249V250H226ZM233 249V250H232ZM10 252H9V251ZM16 250V251H15ZM18 250V252H17ZM22 250V252H20ZM55 250V251H54ZM102 250V251H101ZM109 250V251H108ZM137 250V251H136ZM185 250V249H184ZM246 250V251H245ZM247 250H249L247 252ZM46 251V252H45ZM108 251V253L106 254V252ZM251 251V252H250ZM7 252V253H6ZM9 252V253H8ZM20 252V253H19ZM44 254H43V253ZM116 252V253H115ZM131 252V253H130ZM143 252V251H142ZM141 252V253H142ZM235 252V254H234ZM12 253V254H11ZM14 253V254H13ZM18 253V254H17ZM23 253V254H21ZM110 253V254H109ZM114 253V254H113ZM133 253V254H132ZM11 254V255H10ZM21 254V255H20ZM42 254V255H41ZM55 254V255H54ZM121 254V255H120ZM234 254V255H233ZM10 255V256H9ZM20 255V256H19ZM37 255V253H36ZM54 255V256H52ZM56 255H59L60 258H58ZM105 255V256H104ZM107 255V256H106ZM127 255V256H126ZM7 256V257H6ZM13 256V257H12ZM18 256V257H16ZM49 256H52L49 257ZM80 256V255H79ZM116 256V257H115ZM12 257V258H11ZM44 257V258H43ZM46 257V258H45ZM82 257V256H80ZM84 257V256H83ZM82 257V258H83ZM98 257V258H97ZM112 257V258H111ZM10 258V259H9ZM95 259V260H92V259ZM115 258V259H114ZM183 258V259H182ZM185 258L187 257H182V256H178L177 258L175 259H171L170 261H168L170 264H195L194 261H192L189 257V259L187 260H184ZM13 259V261H12ZM17 261H16V260ZM20 261H19V260ZM54 259V260H53ZM59 259V262L57 261ZM142 259V260H141ZM15 260V261H14ZM32 260V254L29 256L28 258V261ZM56 260V261H55ZM155 262H154V261ZM164 260H168V259H164ZM11 261V262H10ZM62 261V262H61ZM115 261V262H114ZM141 262V263H140ZM143 262V263H142ZM149 262V263H148ZM173 262V263H172ZM198 262H201V261H198ZM71 264H77L75 262H72ZM207 264V263H206Z\"/></svg>",
	"mask_w": 264,
	"mask_h": 264
}]
</instances>
